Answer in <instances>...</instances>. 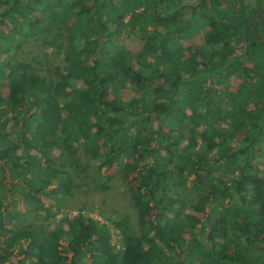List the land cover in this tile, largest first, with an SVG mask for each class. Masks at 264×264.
I'll use <instances>...</instances> for the list:
<instances>
[{"label": "trees", "instance_id": "trees-1", "mask_svg": "<svg viewBox=\"0 0 264 264\" xmlns=\"http://www.w3.org/2000/svg\"><path fill=\"white\" fill-rule=\"evenodd\" d=\"M83 160L130 193L120 249L56 221ZM263 236L264 0H0V264H264Z\"/></svg>", "mask_w": 264, "mask_h": 264}, {"label": "rangeland", "instance_id": "rangeland-1", "mask_svg": "<svg viewBox=\"0 0 264 264\" xmlns=\"http://www.w3.org/2000/svg\"><path fill=\"white\" fill-rule=\"evenodd\" d=\"M200 42L201 37L196 36L192 41L186 43L185 54L189 56L191 53L188 48L189 45L199 44ZM49 50L42 42L33 39L26 42L21 49H14L11 55L14 59L42 62V64L39 63L40 69L43 70L42 72H48L50 69L56 71L57 65L61 62V56L50 53L51 51L49 52ZM47 55L49 59L46 60ZM5 94H7L6 90ZM126 94L132 95L133 91L128 90ZM249 110L253 111L251 108ZM54 154H58V151H55ZM80 155L82 158L85 157L83 153H80ZM83 164L87 172L76 176L78 186L75 188L74 195L68 198L62 213L57 216L56 221L60 220L64 215L73 216L82 210V213L110 226L113 244L120 249V231L111 225L110 221L107 220V216L118 218L125 215H135V208L127 186L121 178L115 175V168L99 170L94 160L90 162L83 160ZM108 174L114 175L109 181V189L105 191L95 189V183L106 180L105 176ZM135 176V174H132L130 177L131 187L139 185ZM21 209L25 210V207H21ZM56 221H52V226L55 225ZM21 223H33L36 226L48 224L44 222L41 216L34 213L29 214L27 221Z\"/></svg>", "mask_w": 264, "mask_h": 264}]
</instances>
